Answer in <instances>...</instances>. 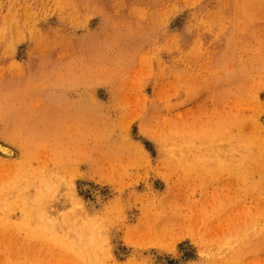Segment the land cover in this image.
I'll return each instance as SVG.
<instances>
[{
	"label": "rangeland",
	"instance_id": "374dc122",
	"mask_svg": "<svg viewBox=\"0 0 264 264\" xmlns=\"http://www.w3.org/2000/svg\"><path fill=\"white\" fill-rule=\"evenodd\" d=\"M0 145V264H264V0H0Z\"/></svg>",
	"mask_w": 264,
	"mask_h": 264
},
{
	"label": "bare ground",
	"instance_id": "6f19581e",
	"mask_svg": "<svg viewBox=\"0 0 264 264\" xmlns=\"http://www.w3.org/2000/svg\"><path fill=\"white\" fill-rule=\"evenodd\" d=\"M253 8V7H252ZM258 20V19H257ZM237 27V26H236ZM254 27V26H253ZM240 30V29H239ZM240 32V31H239ZM252 35V34H251ZM199 38V37H198ZM198 40V39H197ZM73 47V46H72ZM187 59V58H186ZM185 59V60H186ZM184 62V61H183ZM187 63V62H186ZM184 66V65H183ZM188 66H189V64H188ZM241 117V116H240ZM244 118V117H243ZM228 122V121H227ZM224 123H225V121H224ZM227 124V123H226ZM235 127H236V123H235ZM187 128V127H186ZM229 129V128H228ZM230 130V129H229ZM228 132V131H227ZM191 133V132H190ZM227 135V134H226ZM175 137H177L176 135H174ZM154 137H156V136H154ZM225 140L226 139H232V137H230V138H224ZM162 140V139H161ZM221 141H224V140H222L221 139ZM208 142V141H207ZM157 143V142H156ZM158 145V144H157ZM193 145V144H192ZM183 147H185L184 145H182ZM174 147H176L177 149H179L180 150V148L178 147V146H174ZM170 148V147H169ZM171 149V148H170ZM0 154H2V155H5V156H8V157H12L15 153L11 150V149H9L8 147H5V146H3V145H0ZM183 154V153H182ZM245 165V164H244ZM6 166V165H5ZM9 166V165H8ZM248 167V166H247ZM0 168H1V166H0ZM4 168H6V167H4ZM9 168V167H8ZM7 169V168H6ZM240 174L238 175V177L240 178ZM246 176V175H245ZM243 182V181H242ZM45 187V186H44ZM45 189H46V187H45ZM48 190V189H47ZM43 198V197H42ZM45 198V197H44ZM57 199V198H56ZM46 200V199H45ZM46 201H48V200H46ZM44 202V201H43ZM50 202H52V201H50ZM61 205V204H60ZM70 206V205H69ZM32 207H34V206H32ZM43 207H44V205H43ZM59 207V206H58ZM45 208V207H44ZM67 208V207H66ZM43 209V208H42ZM51 209V208H50ZM73 209V208H72ZM71 209V210H72ZM31 210H33V209H31ZM44 210V209H43ZM83 210V209H82ZM34 211V210H33ZM36 211V210H35ZM39 211V210H38ZM35 212V213H40V212ZM60 211H62V210H60ZM27 212V211H26ZM44 213H45V211H44ZM47 213V212H46ZM71 213H72V211H71ZM71 215V214H70ZM43 217L45 216V215H42ZM42 216H39V219H41L40 221L41 222H43V220H44V218L42 217ZM52 216V215H51ZM64 216V215H63ZM67 216V215H66ZM46 217V216H45ZM67 217H69V216H67ZM29 217L27 216L26 217V219H28ZM57 218V217H56ZM62 218V217H61ZM48 219L50 220L51 219V217H48ZM71 219H72V217H71ZM69 220V219H68ZM52 221V220H51ZM45 222V221H44ZM47 222V221H46ZM63 222V221H62ZM69 222H70V220H69ZM68 224V223H67ZM67 224H66V226H67ZM69 225V224H68ZM70 225H73L71 222H70ZM63 228H65V226L63 227ZM71 228V227H70ZM89 228V227H88ZM72 229V228H71ZM67 230H69V229H67ZM78 230V229H77ZM86 230V229H85ZM147 230V229H146ZM146 230H145V232H146ZM93 231H94V228L92 227L91 229H88L87 231H86V233L84 234V235H81V233L80 232H76V234H78V239H75V241L77 242V243H79V246H80V248L81 249H88V251H89V249H94V248H96V243H97V241H98V239H97V237H96V235L95 234H98V232L96 233H93ZM159 231V230H158ZM75 232V231H74ZM144 232V231H143ZM149 232H151V231H149ZM69 233V232H68ZM132 234V233H131ZM152 234V233H151ZM160 234L161 233H159V234H157V235H159L160 236ZM73 235H75V233L73 234ZM162 235V234H161ZM165 235V234H164ZM167 235V234H166ZM256 235V234H255ZM115 236V235H114ZM113 236V237H114ZM131 236H133V234L131 235ZM144 236H146V233H145V235ZM175 236V235H174ZM247 236V235H246ZM134 237V236H133ZM161 237V236H160ZM163 237V236H162ZM132 238V237H131ZM145 238H147V237H145ZM149 238V237H148ZM151 238V237H150ZM263 238V237H262ZM262 238H261V240H262ZM254 239V238H253ZM73 240V239H72ZM160 240H161V238H160ZM163 241H165V240H163ZM252 241V240H251ZM256 241V240H255ZM150 242H152L151 240H150ZM80 243H82L83 244V246L80 244ZM149 243V242H148ZM160 243V242H159ZM162 243V242H161ZM147 244V243H146ZM153 244V243H152ZM260 244V243H259ZM165 245V244H164ZM255 245V244H254ZM256 245H257V243H256ZM262 245H263V242H262ZM137 246V245H136ZM150 246V245H149ZM153 246V245H152ZM117 247V246H116ZM115 247V250L117 249V251H118V255L119 256H122V253L119 251V249H118V247L116 248ZM154 247V246H153ZM152 247V248H153ZM151 248V247H150ZM164 248V247H163ZM186 248V247H185ZM155 249V248H154ZM188 249V248H187ZM158 251V250H157ZM160 251V250H159ZM185 252V251H184Z\"/></svg>",
	"mask_w": 264,
	"mask_h": 264
}]
</instances>
